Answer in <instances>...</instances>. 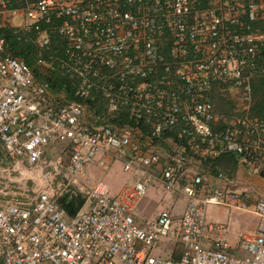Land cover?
Segmentation results:
<instances>
[{
  "label": "built area",
  "instance_id": "1",
  "mask_svg": "<svg viewBox=\"0 0 264 264\" xmlns=\"http://www.w3.org/2000/svg\"><path fill=\"white\" fill-rule=\"evenodd\" d=\"M259 23L264 0H0V264H264V196L245 205L225 174L211 188L189 172L231 155L264 182ZM112 167L133 180L111 188ZM155 184L185 199L177 217L164 201L138 211ZM61 198L81 205L67 215ZM212 206L254 214L255 229L229 244ZM162 241L177 258L153 254Z\"/></svg>",
  "mask_w": 264,
  "mask_h": 264
},
{
  "label": "crops",
  "instance_id": "2",
  "mask_svg": "<svg viewBox=\"0 0 264 264\" xmlns=\"http://www.w3.org/2000/svg\"><path fill=\"white\" fill-rule=\"evenodd\" d=\"M233 159L230 156L226 155V156H221L215 160L208 161L206 164L203 162H197L191 160L189 163V172L203 174L206 177L209 176V179H207L206 181L211 186V188L221 187L222 182H220L215 178V175L218 172H221L225 174L228 178L232 179L237 184L239 191L241 190L245 191L244 198L253 199L258 196H264L263 180L255 175L247 173L242 168L236 166L235 160ZM133 178L134 176L130 174L129 179L126 182H131ZM113 187L119 188L117 186H113ZM164 202L166 205L168 204L166 200ZM153 205L154 202L150 200V198L143 197L138 203L137 206L138 211H140L141 214L143 213L146 217L148 216L151 217L153 215L150 214L149 210L153 207ZM171 206L173 209L174 203H172ZM219 211H221V213L225 216L226 222H224L223 219H220L218 217L220 214L218 213ZM175 212H178V210L175 211L171 210V213H173L172 215L177 217L181 211L177 214H175ZM207 212H208V218H207L208 222L212 221L224 227V230L220 232V236L224 240H226L229 244H233L237 239V237L239 236V234L243 232H251L256 227V223H257L256 216L251 213L247 214L248 212H244L238 209H232V212L229 215L222 207L219 206H212L208 208ZM205 233H206V237L209 238L205 243V245H207L208 242L210 243L209 241L210 239H214L216 237L218 231L216 229H212V230H207ZM156 253L157 254L155 255L168 256L165 255L164 253H158L157 251ZM170 256L172 258H177L178 254L175 256H172V254H170Z\"/></svg>",
  "mask_w": 264,
  "mask_h": 264
},
{
  "label": "trees",
  "instance_id": "3",
  "mask_svg": "<svg viewBox=\"0 0 264 264\" xmlns=\"http://www.w3.org/2000/svg\"><path fill=\"white\" fill-rule=\"evenodd\" d=\"M261 24L262 23H259V25ZM262 26H264V24H262ZM2 33L6 36V42L8 44V49L10 53L22 59L26 65L31 66V56H30L29 48L18 46L12 40V37L8 34V31L2 32ZM50 83H51L52 89H59L61 86H64V90L68 93L67 96L70 97L69 87L64 79L55 78ZM251 91H252L251 112L254 115H257L258 117L264 119V75L260 77H256L251 82ZM231 104L232 103H227L223 100H220L219 102L220 107L226 108L229 111L231 110V107H232ZM224 111L226 110L224 109ZM228 156H230L233 159L231 155H228ZM59 203H60V206L66 211L67 215H72L80 207L81 200L76 199V198L71 199V200H66L65 198H61L59 200Z\"/></svg>",
  "mask_w": 264,
  "mask_h": 264
},
{
  "label": "rangeland",
  "instance_id": "4",
  "mask_svg": "<svg viewBox=\"0 0 264 264\" xmlns=\"http://www.w3.org/2000/svg\"><path fill=\"white\" fill-rule=\"evenodd\" d=\"M52 93L54 95H57L59 92L57 91V89H54ZM207 162L208 161H206V163ZM129 175L130 174L120 172L117 168L112 167L111 170L105 175L104 181L109 186H111V188H112V186L120 187L123 183H126V181H128ZM159 189H160L159 185L155 184L153 186V188L151 186V188L146 192V194L144 196L146 198H150V200H152L154 202L153 207L149 210L150 214L152 212H154V211H158V209H156L157 202L158 201H163V200L164 201L166 200L168 202V204H167L168 207H170V205L172 203H174L172 211L178 210V212H175V214H177V213H179L180 211L183 210L184 205H185V199L182 196L173 195V199H171L172 197L169 198V196L168 197L167 196L166 197H162V194L159 192ZM252 201H253V199H247V198L244 199L245 205H249ZM218 213H220L218 217L220 219H223L224 222H226V218L221 213V211H219ZM247 214H249V213H247ZM156 251L158 253H164L165 255H168V256H170V254H172V256H175V255L180 253V246L177 243H172V242H168V241H162L159 244L158 248L153 252V254H157Z\"/></svg>",
  "mask_w": 264,
  "mask_h": 264
}]
</instances>
